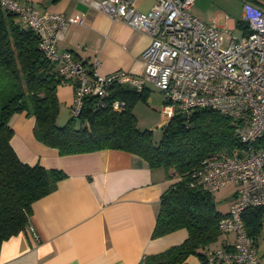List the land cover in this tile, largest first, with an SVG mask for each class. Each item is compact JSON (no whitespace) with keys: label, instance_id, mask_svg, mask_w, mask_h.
<instances>
[{"label":"built area","instance_id":"built-area-1","mask_svg":"<svg viewBox=\"0 0 264 264\" xmlns=\"http://www.w3.org/2000/svg\"><path fill=\"white\" fill-rule=\"evenodd\" d=\"M81 1L149 34L151 41L141 53V73L119 69L101 75L97 59L86 68L70 51H59L57 43L68 25L82 21L79 14L38 12L34 3L20 0H0V7L15 12L38 36L41 52L57 65L63 79L74 81L69 106L73 117L80 115L87 96L95 97L93 109L108 106L120 111L125 101L110 98L116 87L142 92L148 86L162 93L160 110L167 118L197 108L229 117L241 148L203 157L190 182L212 195L227 183H236L235 196L218 222L220 231L234 234V240L227 248L209 250L207 264H262L242 213L251 206L264 208V0H243L246 32L231 35L227 42L218 25L190 12L195 0H156L146 12L136 8V0ZM23 230L37 237L32 225Z\"/></svg>","mask_w":264,"mask_h":264},{"label":"crops","instance_id":"crops-1","mask_svg":"<svg viewBox=\"0 0 264 264\" xmlns=\"http://www.w3.org/2000/svg\"><path fill=\"white\" fill-rule=\"evenodd\" d=\"M20 1L34 3L38 12H60L65 17L81 15L80 23L68 25L57 48L70 51L86 68L97 59L101 75L119 69L133 74L142 72L141 53L151 41L148 33L81 0ZM155 1L136 0V8L146 12ZM206 1L195 0L190 12L205 23L218 25L225 42L231 35L239 37L245 33L243 9L239 6L237 10V1L227 7L231 16L226 18L220 10L211 11ZM153 90L148 86L142 99L150 102ZM73 93L71 79L57 86L59 108L69 110ZM9 123L13 129L10 144L22 162L39 163L64 175L48 194L31 205L28 224L35 228L37 237L22 230L2 241L0 264H139L186 238L185 228L152 235L160 196L173 181L162 168H151L140 156L120 149L60 155L36 139L32 115L15 113ZM234 193L228 199L229 205ZM213 199L216 204L214 196ZM216 208L221 212L228 210L217 205ZM233 239L229 234L223 235L214 248L228 247ZM255 241L257 246V238ZM186 261L200 264L195 255ZM261 262L264 264L262 259Z\"/></svg>","mask_w":264,"mask_h":264},{"label":"trees","instance_id":"trees-1","mask_svg":"<svg viewBox=\"0 0 264 264\" xmlns=\"http://www.w3.org/2000/svg\"><path fill=\"white\" fill-rule=\"evenodd\" d=\"M63 81L57 65L41 52L38 36L15 12L0 7V244L25 228L32 203L64 175L39 163L22 162L13 150L9 121L13 114L25 112L34 117L36 139L60 155L120 149L140 156L151 168H162L173 181L160 196L152 235L185 228L187 236L139 264H189L190 255L207 264L208 251L219 245L218 222L227 210H218L213 195L190 182L203 157L241 148L230 118L211 108L191 110L186 117L176 113L167 118L156 140L151 129L138 125L132 108L136 99L144 98V91L116 87L110 98L123 99L124 109H93L95 97L87 96L80 115H70L58 125L57 86ZM242 218L246 233L256 240L264 208L248 207Z\"/></svg>","mask_w":264,"mask_h":264},{"label":"rangeland","instance_id":"rangeland-1","mask_svg":"<svg viewBox=\"0 0 264 264\" xmlns=\"http://www.w3.org/2000/svg\"><path fill=\"white\" fill-rule=\"evenodd\" d=\"M206 1V0H205ZM237 1V10H239V6L243 9V0H208L206 1V6L210 8L211 11L220 10L221 16L223 15L225 18L231 16L227 7H231L232 4ZM242 1V2H241ZM239 17V14L237 15ZM235 33H239L238 30H235ZM137 100L139 102H137ZM162 106V93L158 92L154 88L151 93L150 102L143 100L142 98L136 99L133 104V110L136 114V120L141 128H148L153 131V136L156 140H158L161 136L162 129L161 127L167 120V116H165L160 108ZM69 110L66 107L61 106L59 108L58 116L56 119V123L58 125H62L69 118ZM236 191V183L229 182L217 191L214 192L213 196L216 200V205L219 209H226L229 207L228 199L231 198V195ZM226 235V233H222L219 238L220 239ZM234 238V234H229ZM234 240V239H233ZM258 245L256 246L257 251L264 261V224H262L260 233L257 237Z\"/></svg>","mask_w":264,"mask_h":264},{"label":"water","instance_id":"water-1","mask_svg":"<svg viewBox=\"0 0 264 264\" xmlns=\"http://www.w3.org/2000/svg\"><path fill=\"white\" fill-rule=\"evenodd\" d=\"M182 115H183V117H186L187 114L186 113H183Z\"/></svg>","mask_w":264,"mask_h":264}]
</instances>
